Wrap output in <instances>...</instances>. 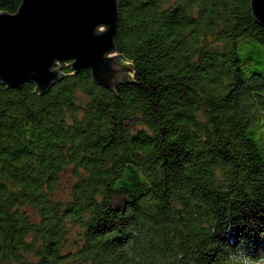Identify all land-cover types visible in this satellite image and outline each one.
Masks as SVG:
<instances>
[{
    "label": "trees",
    "instance_id": "obj_1",
    "mask_svg": "<svg viewBox=\"0 0 264 264\" xmlns=\"http://www.w3.org/2000/svg\"><path fill=\"white\" fill-rule=\"evenodd\" d=\"M21 0H0L15 12ZM114 91L0 82V264L264 263V27L250 0H118Z\"/></svg>",
    "mask_w": 264,
    "mask_h": 264
},
{
    "label": "water",
    "instance_id": "obj_2",
    "mask_svg": "<svg viewBox=\"0 0 264 264\" xmlns=\"http://www.w3.org/2000/svg\"><path fill=\"white\" fill-rule=\"evenodd\" d=\"M264 27V0H250ZM118 0H21L15 12L0 11V82H25L44 94L63 77L65 63L88 68L95 84L114 91L130 68L117 53Z\"/></svg>",
    "mask_w": 264,
    "mask_h": 264
},
{
    "label": "rangeland",
    "instance_id": "obj_3",
    "mask_svg": "<svg viewBox=\"0 0 264 264\" xmlns=\"http://www.w3.org/2000/svg\"><path fill=\"white\" fill-rule=\"evenodd\" d=\"M262 264H264V263H262Z\"/></svg>",
    "mask_w": 264,
    "mask_h": 264
}]
</instances>
